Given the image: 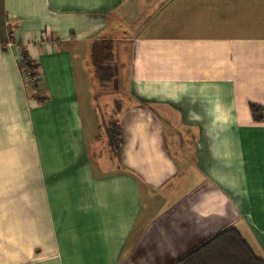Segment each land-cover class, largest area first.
<instances>
[{
  "label": "crops",
  "instance_id": "crops-1",
  "mask_svg": "<svg viewBox=\"0 0 264 264\" xmlns=\"http://www.w3.org/2000/svg\"><path fill=\"white\" fill-rule=\"evenodd\" d=\"M228 229L264 261V0H0V264H173Z\"/></svg>",
  "mask_w": 264,
  "mask_h": 264
},
{
  "label": "trees",
  "instance_id": "trees-1",
  "mask_svg": "<svg viewBox=\"0 0 264 264\" xmlns=\"http://www.w3.org/2000/svg\"><path fill=\"white\" fill-rule=\"evenodd\" d=\"M22 57L24 70L30 71L31 63L25 55ZM91 58L101 89H109L115 78V44L111 41L94 43ZM262 110L260 107L251 108L254 115L262 113ZM109 138L111 148L116 150L121 142L116 126L109 130ZM173 264H264V261L253 254L236 230L228 229L208 238L198 248Z\"/></svg>",
  "mask_w": 264,
  "mask_h": 264
},
{
  "label": "rangeland",
  "instance_id": "rangeland-1",
  "mask_svg": "<svg viewBox=\"0 0 264 264\" xmlns=\"http://www.w3.org/2000/svg\"><path fill=\"white\" fill-rule=\"evenodd\" d=\"M27 71V70H26ZM117 60L115 61V78H114V81H113V84L109 87V89L106 90V88L104 90H100L99 86L97 88H95L97 91H99L101 94L105 95V93H108L109 90H115L117 87L119 88L120 87V83L118 82L117 80ZM95 75V74H94ZM96 78V77H95ZM121 88V87H120ZM123 89V87L119 90V92H121V90ZM117 94V93H116ZM114 94V97L115 95ZM109 96H112V95H109ZM105 99V98H104ZM102 137H106V139L110 142V138H109V131L106 130V126H104V128H102Z\"/></svg>",
  "mask_w": 264,
  "mask_h": 264
},
{
  "label": "built area",
  "instance_id": "built-area-1",
  "mask_svg": "<svg viewBox=\"0 0 264 264\" xmlns=\"http://www.w3.org/2000/svg\"><path fill=\"white\" fill-rule=\"evenodd\" d=\"M23 76L26 81V86L29 87L30 89L33 88L36 83V77L30 71H26V70H23Z\"/></svg>",
  "mask_w": 264,
  "mask_h": 264
}]
</instances>
